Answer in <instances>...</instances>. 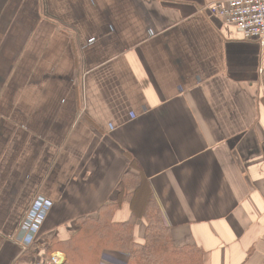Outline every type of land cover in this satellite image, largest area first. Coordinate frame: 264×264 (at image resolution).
Listing matches in <instances>:
<instances>
[{"label":"crops","instance_id":"crops-1","mask_svg":"<svg viewBox=\"0 0 264 264\" xmlns=\"http://www.w3.org/2000/svg\"><path fill=\"white\" fill-rule=\"evenodd\" d=\"M222 1L0 0V264L58 254L136 169L176 246L264 264V46Z\"/></svg>","mask_w":264,"mask_h":264},{"label":"trees","instance_id":"trees-1","mask_svg":"<svg viewBox=\"0 0 264 264\" xmlns=\"http://www.w3.org/2000/svg\"><path fill=\"white\" fill-rule=\"evenodd\" d=\"M126 206L130 208L128 219L117 220ZM140 222L145 225L141 243L134 241ZM78 225L79 231L71 239L54 238L48 255L62 253L67 264H101L105 251L127 255L126 264H204L201 249L175 245L148 179L137 169L124 175L113 201L103 205L96 215L79 218ZM31 256L23 251L19 261H27Z\"/></svg>","mask_w":264,"mask_h":264},{"label":"built area","instance_id":"built-area-1","mask_svg":"<svg viewBox=\"0 0 264 264\" xmlns=\"http://www.w3.org/2000/svg\"><path fill=\"white\" fill-rule=\"evenodd\" d=\"M206 11L235 28L246 40L258 41L264 46V0H228L209 4ZM27 264H67L58 253Z\"/></svg>","mask_w":264,"mask_h":264}]
</instances>
